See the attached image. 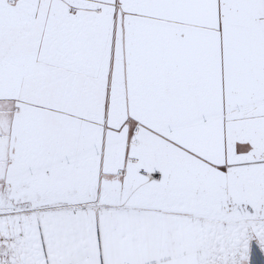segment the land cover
I'll return each instance as SVG.
<instances>
[{"label":"snow or ice","instance_id":"1","mask_svg":"<svg viewBox=\"0 0 264 264\" xmlns=\"http://www.w3.org/2000/svg\"><path fill=\"white\" fill-rule=\"evenodd\" d=\"M0 264H264V0H0Z\"/></svg>","mask_w":264,"mask_h":264}]
</instances>
